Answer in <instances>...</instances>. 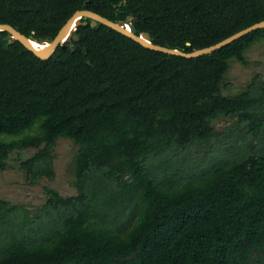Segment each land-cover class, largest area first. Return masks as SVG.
<instances>
[{
    "label": "trees",
    "instance_id": "trees-1",
    "mask_svg": "<svg viewBox=\"0 0 264 264\" xmlns=\"http://www.w3.org/2000/svg\"><path fill=\"white\" fill-rule=\"evenodd\" d=\"M81 10L185 53L264 21V0H0V24L51 42ZM83 22L48 60L0 32V170L53 182L57 140L79 151L76 195L0 199V264H264V78L226 83L264 29L188 59Z\"/></svg>",
    "mask_w": 264,
    "mask_h": 264
},
{
    "label": "rangeland",
    "instance_id": "rangeland-1",
    "mask_svg": "<svg viewBox=\"0 0 264 264\" xmlns=\"http://www.w3.org/2000/svg\"><path fill=\"white\" fill-rule=\"evenodd\" d=\"M248 65L234 60L226 74V83L232 84L231 92L236 94L244 90L250 81L258 74L264 78V43L254 45L246 54ZM224 93H227L224 91ZM233 121L221 118L216 122L219 131H226L234 125ZM241 132H236L240 137ZM78 147L68 138L60 137L54 147L56 178L53 182L43 179L38 184H30L21 168L20 161L11 159L4 171L0 170V199L13 204L23 205L30 210L41 207L47 199L46 189L58 191L68 197L77 194L74 177V162L78 155ZM28 154L24 156L27 157Z\"/></svg>",
    "mask_w": 264,
    "mask_h": 264
},
{
    "label": "water",
    "instance_id": "water-1",
    "mask_svg": "<svg viewBox=\"0 0 264 264\" xmlns=\"http://www.w3.org/2000/svg\"><path fill=\"white\" fill-rule=\"evenodd\" d=\"M85 19L91 20V26L93 28H96L99 24L105 25L113 29L114 31L130 38L131 40L137 42L138 44L142 45L147 49L166 55L184 57L188 59H194L205 55H212L214 52L233 44L234 42L251 34L252 32L264 29V21H262L224 39L223 41L213 46L196 50L192 53H185L176 49H170L168 47L155 45L152 43L151 36L148 33L136 35L132 31V27L130 24H122L120 22L115 23L97 13L88 10L77 11L67 21V23L62 27L57 36L51 42L39 43L36 40L26 37L13 26L8 24H0V32H7L13 41L20 42L25 48L33 52L38 58L42 60H48L54 55L59 46H61L63 49L66 48V44L68 43L69 39L73 36V33L77 30L78 27L82 25H88V22H83V20ZM35 44H38V46L40 45L42 47H36Z\"/></svg>",
    "mask_w": 264,
    "mask_h": 264
},
{
    "label": "bare ground",
    "instance_id": "bare-ground-1",
    "mask_svg": "<svg viewBox=\"0 0 264 264\" xmlns=\"http://www.w3.org/2000/svg\"><path fill=\"white\" fill-rule=\"evenodd\" d=\"M35 46H36V47H42V46H40V45L38 46V44H35Z\"/></svg>",
    "mask_w": 264,
    "mask_h": 264
}]
</instances>
